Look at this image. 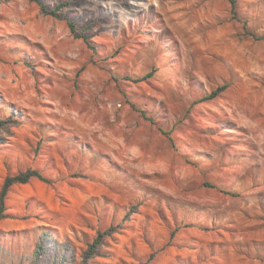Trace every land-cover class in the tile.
Instances as JSON below:
<instances>
[{
	"label": "rangeland",
	"instance_id": "obj_1",
	"mask_svg": "<svg viewBox=\"0 0 264 264\" xmlns=\"http://www.w3.org/2000/svg\"><path fill=\"white\" fill-rule=\"evenodd\" d=\"M42 1L95 49L0 0V189L49 179L8 192L0 264L111 224L93 264H264V0Z\"/></svg>",
	"mask_w": 264,
	"mask_h": 264
},
{
	"label": "trees",
	"instance_id": "obj_2",
	"mask_svg": "<svg viewBox=\"0 0 264 264\" xmlns=\"http://www.w3.org/2000/svg\"><path fill=\"white\" fill-rule=\"evenodd\" d=\"M36 1L39 2L44 13L66 20L72 34L76 38H81L89 48L95 49V43L93 42L91 36L86 31L81 30L76 21L62 16L60 9L64 6L63 3H60L51 9L47 2L42 0ZM230 1L233 5L235 4L234 0ZM259 38L264 39V37ZM149 76L150 73L147 74V77ZM227 87L228 84H223L215 89H212L210 93L204 97V99L215 98ZM10 122H13L11 115L0 118V129L5 128V126ZM164 132L167 133L166 131ZM33 178L49 182V179L45 177L37 168H29L16 174L8 175L5 178L0 189V218L7 216L6 199L11 187L17 183H28ZM113 231V224H111L108 229L99 228L92 241L87 242L86 248L79 253L70 240L63 241L55 234V231L50 228H46L41 234H39L38 239L34 244L33 264H78L79 260V264H93L92 260L94 256H103L101 251L102 244H104L103 239L106 236L111 235ZM142 264H148V262H144Z\"/></svg>",
	"mask_w": 264,
	"mask_h": 264
}]
</instances>
